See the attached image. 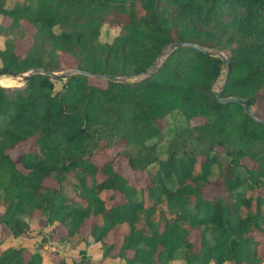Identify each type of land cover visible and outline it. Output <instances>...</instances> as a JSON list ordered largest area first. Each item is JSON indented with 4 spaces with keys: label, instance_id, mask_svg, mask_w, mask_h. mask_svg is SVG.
<instances>
[{
    "label": "trees",
    "instance_id": "trees-1",
    "mask_svg": "<svg viewBox=\"0 0 264 264\" xmlns=\"http://www.w3.org/2000/svg\"><path fill=\"white\" fill-rule=\"evenodd\" d=\"M0 14L9 18L0 23V74L60 71L69 54L74 67L128 77L101 83L73 73L58 89L60 78L45 73L0 83V225L12 237L28 235L29 219L42 215L57 241L74 249L89 235L102 259L264 264V123L241 102L213 97L227 69L221 56L178 46L140 77L175 41L218 49L229 59L218 96L246 98L264 118V0H0ZM107 19L120 29L101 41ZM23 38L30 43L21 53ZM115 145L112 157L95 161ZM115 157L143 182L117 169ZM111 231L121 235L117 252ZM26 250L6 246L0 264H45ZM79 253L54 264L90 263Z\"/></svg>",
    "mask_w": 264,
    "mask_h": 264
},
{
    "label": "rangeland",
    "instance_id": "rangeland-1",
    "mask_svg": "<svg viewBox=\"0 0 264 264\" xmlns=\"http://www.w3.org/2000/svg\"><path fill=\"white\" fill-rule=\"evenodd\" d=\"M9 22V18L6 16H3L0 14V23L7 24ZM120 27L113 21L107 19L103 22L102 27H101V33H100V40L101 41H110L119 31ZM4 35H0V47H3L4 45ZM30 43L29 38H23L21 41H19L16 45V48L19 52L23 53L25 49L28 47ZM75 66V59L73 58L72 55H64L62 56L61 60V70L60 71H67L70 70ZM4 75V74H0ZM6 75V74H5ZM224 74H221L218 79L216 80V83L214 85V88L219 87V85L222 82ZM10 76V75H9ZM59 78V77H57ZM97 78L99 77H94L91 76L90 80L93 82H98ZM100 82H104V78H99ZM128 79V77H127ZM65 81V77L60 78V80L55 81V88L58 89L61 87V84ZM24 81L19 80L18 76H11L8 77L6 76H1L0 77V83H7L6 85H21ZM260 105V104H259ZM255 112L259 111L258 106H254ZM32 139H28L27 141L23 142L22 144H18L13 150L12 154L13 156L17 155V152L19 150L23 149H28L32 143ZM120 149L119 145H115L109 149H107L104 152H99L97 153L94 158L95 161L99 164L102 161H104L107 158H110L114 155V153ZM114 163L117 169H120L125 175L129 177L130 180L132 181H138V182H143L144 174L140 171H134L132 170L127 162L123 159H120L118 157H115ZM46 183L49 184H54V181L51 179H46ZM213 192H209L208 194H211ZM0 212H1V206H0ZM44 218L42 215H39L38 217H33L29 219L30 227L28 231V235H23L21 237H12L8 230L0 225V250L5 248L8 245H23L27 248V254L30 253V251H35L38 250L41 252L42 257H43V262L45 264H54V262L59 258V257H66L68 261H71L73 258L79 259L80 258V253L79 249H85L87 252V255L90 259V263L88 264H125L124 259L118 256H113V257H106L105 259H102L101 252H100V247L98 244L96 245H91L92 243L90 242V236L88 235L87 241H79L77 245H74V249H71V247L68 245V243H62L57 241L56 237L58 235H55L56 237H53L49 234V230L51 228V225L47 224L44 225ZM59 226L56 227L57 233L59 232H65L64 229H62V225L58 224ZM90 225V219H88L85 224L82 226L81 231L84 233L89 229ZM46 235V238L42 242V236ZM190 238L195 240L196 243L198 238L197 234L195 231L191 232ZM260 240L259 244V249L264 251V233H259L258 237ZM106 240L108 241H113V249L111 252H117L120 246V240H121V235L116 234L114 232H109V234L106 237ZM90 242V245L88 243ZM43 244V245H42ZM42 245V246H41ZM88 248V249H87ZM127 254H131V250L127 251ZM209 264H213V261H211ZM225 264V263H224Z\"/></svg>",
    "mask_w": 264,
    "mask_h": 264
},
{
    "label": "water",
    "instance_id": "water-1",
    "mask_svg": "<svg viewBox=\"0 0 264 264\" xmlns=\"http://www.w3.org/2000/svg\"><path fill=\"white\" fill-rule=\"evenodd\" d=\"M178 46H189V47H195L198 48L200 50H202L203 52L206 53H215L217 55H220L223 62L226 64V71H225V75H224V79L222 80L221 84L219 85V87L212 89V95L213 97L219 101V102H228V101H239L243 104L245 110L247 111V113L256 121H260L264 123V118L257 116L256 114H254L250 104H249V100L246 98H241L239 96H218V92L220 91V89L222 88L225 79L227 78L228 75V66H229V59L228 57L223 54L220 50L218 49H210V48H206L198 43L192 42V41H175L171 44H169L165 49L162 50V52L157 56V58L151 63V65L146 68L144 71H142L140 73V77L142 76H146L148 74H150L152 71H154L158 65L161 63V61L163 60V58L175 47ZM33 73H45V74H49L51 76L54 77H59V78H63V77H67L70 74L73 73H83V74H87L89 76H94V77H99V78H109V79H113V80H126L127 77L125 76H113L110 74H105V73H99V72H94V71H90L87 69H83V68H78V67H73L70 70L67 71H52V70H47L45 68H39V67H35L32 68L26 72L17 74V75H10V76H18L19 80L21 81H26L30 78V76ZM5 75V74H4ZM7 75V74H6ZM216 83V82H215Z\"/></svg>",
    "mask_w": 264,
    "mask_h": 264
},
{
    "label": "bare ground",
    "instance_id": "bare-ground-1",
    "mask_svg": "<svg viewBox=\"0 0 264 264\" xmlns=\"http://www.w3.org/2000/svg\"><path fill=\"white\" fill-rule=\"evenodd\" d=\"M2 75H0V77H1ZM9 76V75H8ZM11 77V76H10Z\"/></svg>",
    "mask_w": 264,
    "mask_h": 264
}]
</instances>
